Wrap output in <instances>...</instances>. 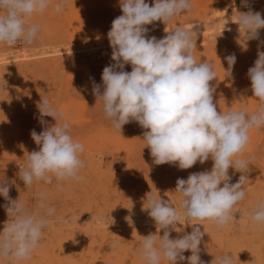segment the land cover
<instances>
[{"label":"rangeland","instance_id":"obj_1","mask_svg":"<svg viewBox=\"0 0 264 264\" xmlns=\"http://www.w3.org/2000/svg\"><path fill=\"white\" fill-rule=\"evenodd\" d=\"M238 1L191 0V12L167 24L157 21L147 27L154 28L149 35L162 38L167 35L164 30L176 24L189 27L193 22L199 23L194 55L197 62L201 59L214 65L217 79L210 83L216 86L217 110L245 107L251 113L259 101L253 97L247 70L257 59L258 41L246 42V50L243 47V33L240 37L239 26L231 16L238 14L237 10L248 9ZM247 1L253 10L264 11V0ZM146 2L151 5L153 0ZM119 15H122L119 0H68L59 13L50 6L43 15L32 17L30 22L40 28L33 45L7 48L0 44V182L15 181L10 196L25 202L30 211L36 210L35 193L46 192L57 216L63 218L44 229L32 259L20 264H143L137 255L142 236L157 231L143 209L146 194L151 191L178 205L176 180L212 167L211 159L186 170L169 164L155 165L143 141L146 129L133 121L119 133L105 118L102 105L92 94L90 78L102 84L103 68L114 63L107 32ZM260 36L264 40V29L260 30ZM260 50L264 51V47ZM230 53L237 57L232 72L234 80L225 78L224 69L228 65L224 57ZM124 70L130 72L131 65H125ZM45 95L65 114L73 139L84 145L81 157L86 164L81 170L84 179L65 182L64 191L56 189L55 181L51 185L40 183L25 188L18 178L19 166L25 163L27 152L39 147L31 139L30 131L43 130L36 105ZM45 119L55 123L51 117ZM249 136V144L240 158L251 156L254 160L249 181L244 185L246 196L236 206L241 215L237 212V222L222 231L208 221L203 222L207 234L200 255L208 264L224 252L233 254L234 264H264V229L252 227L246 215L255 208L257 198L264 195V128L253 129ZM229 175L235 183L241 173L229 169ZM5 203L0 196V205ZM6 221V212L0 207V231ZM177 227L191 231L183 221ZM182 234L171 233L173 238ZM113 242L117 244L114 248L110 247ZM0 264L7 262L0 260ZM161 264L167 262L162 259Z\"/></svg>","mask_w":264,"mask_h":264},{"label":"clouds","instance_id":"obj_2","mask_svg":"<svg viewBox=\"0 0 264 264\" xmlns=\"http://www.w3.org/2000/svg\"><path fill=\"white\" fill-rule=\"evenodd\" d=\"M67 3L68 0H0V44L7 48L33 45L40 28L30 22L32 17L43 15L50 6L59 13ZM242 3L248 10H237L235 23L240 37L243 33V47L246 50V42L258 41L257 59L247 70L253 97L259 101L251 113L245 107L217 110L216 86L210 83L217 79L214 65L201 59L197 62L194 55L199 23L193 22L189 27L176 24L164 30L167 35L162 38L149 35L154 28L149 29L148 25L157 21L167 24L191 12V0H153L151 5L146 0H119L122 15L112 21L107 32L114 63L103 68L102 84L90 78L92 94L102 105L105 118L119 133L133 121L146 129L143 141L155 165L169 164L186 170L197 162L213 161L210 170L176 180L178 205L151 191L146 194L143 209L157 231L142 236L137 255L143 264H161L162 259L167 264H208L200 255L207 234L203 222L208 221L218 231L237 222L236 206L246 196L244 185L249 181L254 160L251 156L240 157L249 144L250 131L264 128V51L260 50L264 47L260 36L264 18L247 0ZM224 60L228 65L224 69L225 78L234 80L235 53ZM125 65H131L132 70L125 71ZM36 107L43 130L37 133L32 129L30 136L39 147L27 152L25 163L19 166L18 178L25 188L40 183L51 185L55 181L56 189L64 191L65 182L84 179L81 175L86 167L81 158L84 145L73 139L65 114L46 95L41 96ZM45 117H51L55 123ZM229 169L241 173L237 182H231ZM13 184L15 181L0 182V196L6 201L0 207L7 215L0 231V260L20 264L32 259L44 229L63 218L57 216V209L49 203L44 191L35 193L36 210L30 211L25 202L10 196ZM246 215L252 227L264 229V195L257 198L255 208ZM181 221L191 227L190 232L177 227ZM172 231L183 234L173 238ZM116 246L115 242L110 245ZM185 252L191 254L185 256ZM210 264H234L233 254L214 256Z\"/></svg>","mask_w":264,"mask_h":264},{"label":"bare ground","instance_id":"obj_3","mask_svg":"<svg viewBox=\"0 0 264 264\" xmlns=\"http://www.w3.org/2000/svg\"><path fill=\"white\" fill-rule=\"evenodd\" d=\"M262 13H264V11ZM237 15L238 14H233L232 17H231V20H236Z\"/></svg>","mask_w":264,"mask_h":264},{"label":"crops","instance_id":"obj_4","mask_svg":"<svg viewBox=\"0 0 264 264\" xmlns=\"http://www.w3.org/2000/svg\"><path fill=\"white\" fill-rule=\"evenodd\" d=\"M248 2V1H247ZM238 3H242V0H239Z\"/></svg>","mask_w":264,"mask_h":264}]
</instances>
